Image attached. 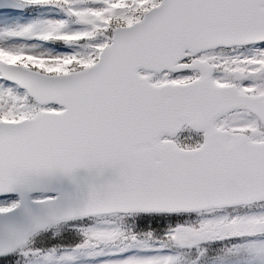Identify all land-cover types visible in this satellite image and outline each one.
<instances>
[{"label":"snow or ice","instance_id":"obj_1","mask_svg":"<svg viewBox=\"0 0 264 264\" xmlns=\"http://www.w3.org/2000/svg\"><path fill=\"white\" fill-rule=\"evenodd\" d=\"M0 264H264V0H0Z\"/></svg>","mask_w":264,"mask_h":264}]
</instances>
